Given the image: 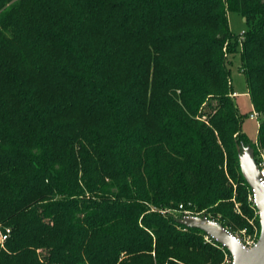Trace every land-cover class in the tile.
<instances>
[{"label":"trees","instance_id":"trees-1","mask_svg":"<svg viewBox=\"0 0 264 264\" xmlns=\"http://www.w3.org/2000/svg\"><path fill=\"white\" fill-rule=\"evenodd\" d=\"M236 53L264 117V0H0V264H219L179 218L259 229Z\"/></svg>","mask_w":264,"mask_h":264},{"label":"water","instance_id":"water-1","mask_svg":"<svg viewBox=\"0 0 264 264\" xmlns=\"http://www.w3.org/2000/svg\"><path fill=\"white\" fill-rule=\"evenodd\" d=\"M238 161L242 177L251 190L252 202L256 208L259 221V236L257 241L247 248L241 240L215 220L205 216H182L178 223L188 228L198 229L207 238L215 240L225 248L231 264H264V187L259 184L260 173L250 147L238 150Z\"/></svg>","mask_w":264,"mask_h":264},{"label":"rangeland","instance_id":"rangeland-1","mask_svg":"<svg viewBox=\"0 0 264 264\" xmlns=\"http://www.w3.org/2000/svg\"><path fill=\"white\" fill-rule=\"evenodd\" d=\"M227 19H228V25H229L230 31L237 36H241L244 31V27H245L242 18L235 12H229L227 14ZM231 61L232 62L230 65V78H231L232 88L236 93V95L233 97H234V101L238 107L240 114L243 116L242 123H241V130L251 142H255L259 121L249 119L248 117L249 113L252 110V106H251L250 98L247 94L244 76L241 70L239 69L240 67L239 54L236 53ZM246 147H249V146H246ZM241 152H242V149L240 150V153ZM253 157H254V160L256 161L257 156H255L254 150H253ZM248 199H249V202H252L251 196H249ZM235 208L237 210L236 204H235ZM237 212L239 211L237 210ZM254 215L258 219V214L256 210L254 211ZM248 223L250 224V227H251L250 232L247 231L245 228H243L237 234H234V235L237 236L244 245L251 246L258 239L259 229L252 221H248ZM205 240L209 241L207 237H205ZM230 260H231L230 255L226 253L225 251H223V259L219 264H229Z\"/></svg>","mask_w":264,"mask_h":264},{"label":"built area","instance_id":"built-area-1","mask_svg":"<svg viewBox=\"0 0 264 264\" xmlns=\"http://www.w3.org/2000/svg\"><path fill=\"white\" fill-rule=\"evenodd\" d=\"M236 93H233L232 96H235ZM249 119L258 120L259 122L264 120V117L259 116L256 112L252 111L248 115ZM256 166L258 168V171L260 173V181L259 184L264 187V150H258V155L256 158ZM183 216H188V214H185ZM5 239L4 235L0 234V241H3ZM246 246V245H245ZM252 246V245H251ZM251 246H246L247 248H250ZM231 264V260L230 263Z\"/></svg>","mask_w":264,"mask_h":264}]
</instances>
